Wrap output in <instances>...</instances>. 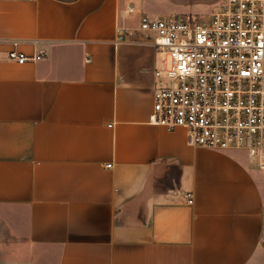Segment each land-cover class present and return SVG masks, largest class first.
<instances>
[{"label":"crops","instance_id":"obj_1","mask_svg":"<svg viewBox=\"0 0 264 264\" xmlns=\"http://www.w3.org/2000/svg\"><path fill=\"white\" fill-rule=\"evenodd\" d=\"M160 3L0 0V264H264V170L151 123L157 52L115 41Z\"/></svg>","mask_w":264,"mask_h":264},{"label":"built area","instance_id":"obj_2","mask_svg":"<svg viewBox=\"0 0 264 264\" xmlns=\"http://www.w3.org/2000/svg\"><path fill=\"white\" fill-rule=\"evenodd\" d=\"M125 13L137 22L117 25L115 41L150 45L158 55L149 121L184 127L193 146L243 151L264 170V0H224L206 21L151 17L132 5ZM8 42L9 61L43 58L18 50L19 40Z\"/></svg>","mask_w":264,"mask_h":264},{"label":"rangeland","instance_id":"obj_3","mask_svg":"<svg viewBox=\"0 0 264 264\" xmlns=\"http://www.w3.org/2000/svg\"><path fill=\"white\" fill-rule=\"evenodd\" d=\"M224 0H161V16H192L196 21H206ZM163 12H165L163 14ZM164 84L166 83L165 74ZM47 264V263H41ZM50 264V263H48Z\"/></svg>","mask_w":264,"mask_h":264}]
</instances>
